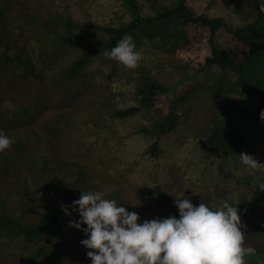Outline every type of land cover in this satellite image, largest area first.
Here are the masks:
<instances>
[{
  "label": "trees",
  "instance_id": "trees-1",
  "mask_svg": "<svg viewBox=\"0 0 264 264\" xmlns=\"http://www.w3.org/2000/svg\"><path fill=\"white\" fill-rule=\"evenodd\" d=\"M226 1L242 20L235 27L199 12L193 0H0V129L8 116L26 119L45 110L48 95L58 99L109 86L101 100H84L92 130L148 116L117 136L122 154L104 160L114 150L107 148L100 155L105 175L96 191L139 213L138 222L178 217L176 198L210 207L228 200L239 211L245 264H264V165L253 170L239 157L243 152L264 163V0ZM221 33L237 44L240 57L222 47ZM125 34L142 59L122 82L120 71L127 67L104 53ZM154 55L167 68L185 65L212 75L211 81L175 95L151 71ZM198 89L207 92L210 106L200 128L183 134L182 108ZM229 95L243 101L232 108L250 131L224 116ZM74 122L68 116L62 124ZM76 123L84 129L83 120ZM9 137V148L29 150L45 177L28 190L0 162V258L10 264H90L89 249L80 243L86 234L69 223L79 213L67 195L83 173L74 153L33 129ZM140 139L146 144L136 149Z\"/></svg>",
  "mask_w": 264,
  "mask_h": 264
},
{
  "label": "clouds",
  "instance_id": "clouds-1",
  "mask_svg": "<svg viewBox=\"0 0 264 264\" xmlns=\"http://www.w3.org/2000/svg\"><path fill=\"white\" fill-rule=\"evenodd\" d=\"M260 7L264 11V3ZM104 55L127 68H136L142 59L131 34H125ZM260 117L264 120V110ZM11 143L0 130V152ZM239 157L253 170L264 165L243 152ZM174 204L178 217L138 222L139 213L99 191H85L72 201L79 219L69 223L86 234L80 243L89 249L90 264H245L244 233L236 204L225 200L218 207L194 205L186 196L176 198Z\"/></svg>",
  "mask_w": 264,
  "mask_h": 264
},
{
  "label": "rangeland",
  "instance_id": "rangeland-1",
  "mask_svg": "<svg viewBox=\"0 0 264 264\" xmlns=\"http://www.w3.org/2000/svg\"><path fill=\"white\" fill-rule=\"evenodd\" d=\"M193 1L199 12L205 13L209 16H222L232 27L237 26L242 21L238 16H235L232 13L230 3H228L226 0ZM219 38L222 47L227 52H229L235 58L240 57V48L228 34L221 33ZM166 62L167 61H165V59L161 56L154 55L151 62L149 63V67L151 71L154 72L156 77L172 86V92L175 95L183 94L198 83L211 81L209 79L212 78V75L206 77V73H197L195 72V69H187L185 65H178L179 68H167L165 64ZM190 64L193 65L195 62L192 61ZM130 71L131 68H124L120 71L122 82L127 80V74H129ZM106 91L110 92L109 86L107 90L103 91H99L98 89L91 86L87 89H84L81 93L73 92L58 99L48 95L47 107L45 110L32 113L26 119H19L16 115H12L10 117L8 116L5 119L6 126H3L0 129L3 130L4 134L8 137L12 134L21 135L24 131L26 132V130L33 129L40 136L49 139L60 146L63 145L67 147L72 153H74L73 160L75 162L76 169L78 171H82L83 173L80 176L79 181L75 180L71 185L70 191L67 195V200L69 203H72L74 197L77 196L81 190L96 191V186L99 183V175H105V170L99 160L100 155L103 154L104 150L107 148L114 150L106 158H104V160L113 161L119 154H122V152L125 150V146L117 142V136L120 133H125L132 129L135 123H139L141 121V123L145 122L148 116V114L143 113L140 117H136L124 122V126L121 124L113 128L112 125V128L105 129L104 131L100 132L97 130H92L93 124L87 121V115L89 114L90 110L86 109L84 100L88 96H93L92 98L101 100L103 93ZM122 96L126 95L122 94ZM118 98L120 99L121 97ZM228 98L230 100L229 105L224 104V107L222 108L223 112H225L224 116L231 121L238 122V124L245 126L247 130L250 131L248 121L245 119V122H243L241 118H238V115L232 108V106L236 103L242 105L243 101L237 95H229ZM209 106L210 97L207 92L205 90L199 89L197 92L196 90L194 96L189 98L182 108V121L184 123L180 125V130H182L181 133L184 134L186 131L191 132L196 128H200ZM72 115L73 118L70 117ZM68 116L71 120H75V122L70 123L69 125L62 124V122L64 123V120ZM77 119L83 120L85 122L84 129H82L76 123ZM89 124H91L90 128ZM85 133L87 134L85 135ZM143 144H146L145 139L136 143L135 148L137 149V147H141ZM128 145L132 146L131 143H128ZM171 150H173V148H171ZM1 161L9 164L12 175L14 176L17 183L24 180L30 186L28 190H31L32 186H34L37 181H41L42 178L45 177L44 172H42L34 160L33 154L27 149H10L8 147L4 151L0 152V162ZM84 164L87 165L93 174L90 175L88 173L89 171L86 170ZM131 190H129V195L131 194ZM12 263L17 264L16 262ZM0 264H10V262L6 259L0 258Z\"/></svg>",
  "mask_w": 264,
  "mask_h": 264
}]
</instances>
